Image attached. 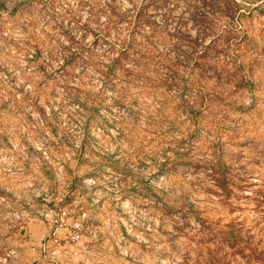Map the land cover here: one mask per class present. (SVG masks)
I'll return each instance as SVG.
<instances>
[{
    "label": "rangeland",
    "instance_id": "obj_1",
    "mask_svg": "<svg viewBox=\"0 0 264 264\" xmlns=\"http://www.w3.org/2000/svg\"><path fill=\"white\" fill-rule=\"evenodd\" d=\"M0 264H264V0H0Z\"/></svg>",
    "mask_w": 264,
    "mask_h": 264
},
{
    "label": "built area",
    "instance_id": "obj_2",
    "mask_svg": "<svg viewBox=\"0 0 264 264\" xmlns=\"http://www.w3.org/2000/svg\"><path fill=\"white\" fill-rule=\"evenodd\" d=\"M44 219L49 221L51 223V225H52V229H51V232L49 233V236H48V239H47L46 243L51 242L53 244H56L58 242V240L56 239V232L53 229L55 227H57V226H60L59 223H58V219H52L49 214H45L44 215Z\"/></svg>",
    "mask_w": 264,
    "mask_h": 264
}]
</instances>
